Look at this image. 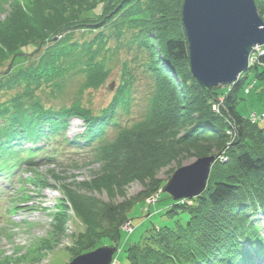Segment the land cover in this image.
Returning a JSON list of instances; mask_svg holds the SVG:
<instances>
[{"label":"trees","instance_id":"1","mask_svg":"<svg viewBox=\"0 0 264 264\" xmlns=\"http://www.w3.org/2000/svg\"><path fill=\"white\" fill-rule=\"evenodd\" d=\"M254 2L263 18L264 0ZM182 3L0 0V65L9 58L12 65L16 58L40 53L27 68L8 74L6 83L0 84H17L28 92L0 104V175L9 177L21 165L34 166L43 151L38 144L48 145L55 138L66 146L92 145L100 165L90 181L63 187V198L52 213V238L33 248L39 259L51 249V243L66 235L71 221L80 226L70 235L74 248H65L71 258L96 249L102 241L114 245L120 238L121 225L129 220L128 212L137 203H145L151 196L155 203L159 201V190L165 184L157 177L161 170L174 163L180 167L185 157L218 158L224 153L226 161L216 159L205 191L196 198L173 202L161 212L160 216L177 218L172 225L147 229L139 242L125 250L126 264H262L264 130L250 124V116L242 117L236 111L235 92L246 78L244 74L228 90L204 88L192 77L181 24ZM105 28H110L116 39L124 33L133 35L132 40L148 55L146 67L153 78L143 116L125 127L116 121L117 113H128L131 105V83L124 78L112 100L97 115L78 103L52 111L34 98V91L43 84L58 87L55 80L68 75L76 64L79 67L75 74L84 75L81 91L104 85L109 72L98 57L107 43L102 32ZM78 29L95 34L91 40L79 42L74 38ZM68 57L74 62L70 67L62 63ZM258 61L260 65H250L249 69L264 79V54ZM219 100L221 116L211 108ZM71 119L83 124L82 134L77 137L81 143L64 137ZM226 119L235 127V136L230 138L226 131L232 126ZM108 127L118 128L116 137L100 144ZM49 161L52 163L51 158ZM166 172L171 174L172 169ZM134 182L141 184L142 191L125 198L126 188ZM102 191L107 201L92 195ZM117 195L123 199L121 202H114ZM27 203L25 200L21 204ZM251 214L256 215L254 220L259 217L260 226L254 225ZM29 258L31 264L39 260L37 255Z\"/></svg>","mask_w":264,"mask_h":264},{"label":"rangeland","instance_id":"2","mask_svg":"<svg viewBox=\"0 0 264 264\" xmlns=\"http://www.w3.org/2000/svg\"><path fill=\"white\" fill-rule=\"evenodd\" d=\"M262 20L264 21V17ZM102 32L107 37V43L102 46L98 60L102 62L103 69L109 72L104 85L96 90L81 91L84 75L75 74L74 71L79 67V64H76L73 69L69 70L68 75L63 77L60 75L56 79L57 81L55 80L58 87L43 84L36 92L34 91V98L44 108L52 111L78 103L97 115L112 100L116 88L122 85L124 78L131 83V105L128 113L122 111L117 113L116 121L120 127L129 126L143 116L147 100L153 90V78L146 67L148 55L143 49L138 48L137 43L132 40L131 33H124L121 38L116 39L115 33L110 28L102 29ZM94 34L95 32L78 29L74 33V38L79 42L83 39L91 40ZM262 47L264 48V45ZM39 54L26 59L16 58L12 65H10V58L6 59L0 65V84L6 83L8 74H15L27 68L30 62L37 60ZM62 63L70 67L74 62L71 57H68ZM61 67L63 68V66ZM125 72L126 74H124ZM256 74L257 72L253 69L244 72L246 78L235 92L237 97L235 107L237 113L242 117H248L252 113L261 116V121L257 123V126L264 130V79L257 78ZM112 83L113 88L109 90L108 87ZM251 84L252 87L245 95L244 89ZM25 92L28 93L26 89L17 84L0 85V104L8 102L17 95H24ZM23 102L27 104L29 99L27 98L26 102ZM2 122V118H0V123ZM117 129V127H108L103 142L100 144L113 141ZM82 130V122L71 119L64 130V137L69 142L75 140L81 143L82 141L77 137L82 134ZM42 143L38 144L43 148L42 154L34 160V166L21 165L19 169L13 171L18 175L12 179L0 175V264H31L29 256L37 255L38 258V254L33 252V248L40 242L52 238V213L58 200L63 198V187L66 184L76 185L90 181L100 168L94 158L92 145L66 146L60 143L57 138L48 145ZM51 156H54L52 163L45 161ZM196 159L195 157L182 158L180 166L189 165ZM167 169H172L173 173L177 169L176 164H171L158 173L157 177L165 182L172 174L167 173ZM6 182L10 185L8 189L3 188ZM44 182L47 186L42 187ZM141 191V184L131 183L126 188L125 198H132ZM23 195L26 196V199L23 198ZM92 195L101 201L108 200L103 191L93 192ZM25 200H28L29 203L21 204ZM122 200L118 195L114 198L116 203ZM172 203L167 195L161 193L157 203L148 205L146 202H139L128 212L133 229L130 232L124 230L120 232L118 249L113 256L118 264H126L125 250L130 245L139 242L147 229L153 226L172 225L173 219L177 218V215L171 218L168 217L169 215L160 216L161 212L165 211ZM147 208H149V213ZM249 212L251 213V211ZM250 217L254 220L256 215L251 214ZM260 221L258 217L253 223L260 226ZM79 227L74 221L69 222L66 226V235L60 241H56L57 243H51V249L45 250L44 256L32 264H68L72 258L65 248H74L70 235L79 231ZM106 243L102 241L100 245H108ZM113 263L115 264V262Z\"/></svg>","mask_w":264,"mask_h":264},{"label":"water","instance_id":"3","mask_svg":"<svg viewBox=\"0 0 264 264\" xmlns=\"http://www.w3.org/2000/svg\"><path fill=\"white\" fill-rule=\"evenodd\" d=\"M181 24L188 45L189 69L204 88L234 85L248 70V57L264 45V21L254 0H183ZM112 90L113 83L109 85ZM216 156L197 158L175 169L160 189L174 203L200 196ZM119 245H102L68 264H111Z\"/></svg>","mask_w":264,"mask_h":264},{"label":"built area","instance_id":"4","mask_svg":"<svg viewBox=\"0 0 264 264\" xmlns=\"http://www.w3.org/2000/svg\"><path fill=\"white\" fill-rule=\"evenodd\" d=\"M264 54V50H262L259 46H256V47H254L253 48V50H252V52H251V54H250V56H249V59H248V65L250 66V65H253V64H255V65H260V63H259V61H258V58H260V56L261 55H263ZM258 57V58H257ZM246 93H247V90L245 91ZM219 107H220V104H214L213 106H212V108H213V111H215L216 113H218V111H219ZM252 121H257V119H258V117L256 116V115H253L251 118H250ZM231 124V123H230ZM232 128H233V130H234V126H232ZM232 133V131H230L229 132V134H231ZM223 158L221 157V160H222ZM224 160V159H223ZM154 199H151V200H149V202H152ZM123 229L124 230H126V231H131V227H130V224H129V222H127V223H125L124 225H123Z\"/></svg>","mask_w":264,"mask_h":264},{"label":"bare ground","instance_id":"5","mask_svg":"<svg viewBox=\"0 0 264 264\" xmlns=\"http://www.w3.org/2000/svg\"><path fill=\"white\" fill-rule=\"evenodd\" d=\"M238 80H239V78H237V81L236 82H238ZM251 86H252V84L251 85H248L247 87L250 88ZM228 87H231V86H222V88H225L227 90H228ZM250 116L252 117L253 115L250 114ZM226 121H227L228 124L231 123V121L229 119H226ZM248 121H249L250 124H257V121H252L250 118L248 119ZM230 125L233 126L232 124H229V126ZM111 264H114L113 261H112Z\"/></svg>","mask_w":264,"mask_h":264}]
</instances>
